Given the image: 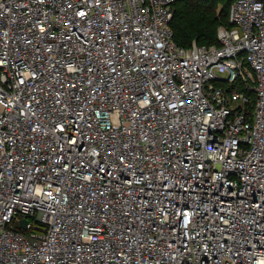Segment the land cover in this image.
<instances>
[{
	"label": "built area",
	"instance_id": "2783aa9c",
	"mask_svg": "<svg viewBox=\"0 0 264 264\" xmlns=\"http://www.w3.org/2000/svg\"><path fill=\"white\" fill-rule=\"evenodd\" d=\"M175 1L0 0V264H264V0Z\"/></svg>",
	"mask_w": 264,
	"mask_h": 264
},
{
	"label": "trees",
	"instance_id": "16d2710c",
	"mask_svg": "<svg viewBox=\"0 0 264 264\" xmlns=\"http://www.w3.org/2000/svg\"><path fill=\"white\" fill-rule=\"evenodd\" d=\"M232 0H176L171 26L174 39L189 47L197 44H219L218 27L229 25Z\"/></svg>",
	"mask_w": 264,
	"mask_h": 264
},
{
	"label": "water",
	"instance_id": "95a60500",
	"mask_svg": "<svg viewBox=\"0 0 264 264\" xmlns=\"http://www.w3.org/2000/svg\"><path fill=\"white\" fill-rule=\"evenodd\" d=\"M24 225H26V221H24Z\"/></svg>",
	"mask_w": 264,
	"mask_h": 264
}]
</instances>
